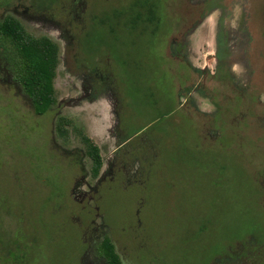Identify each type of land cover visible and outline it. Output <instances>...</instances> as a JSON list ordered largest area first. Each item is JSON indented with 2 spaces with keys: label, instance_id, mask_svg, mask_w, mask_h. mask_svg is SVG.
Returning a JSON list of instances; mask_svg holds the SVG:
<instances>
[{
  "label": "rangeland",
  "instance_id": "rangeland-1",
  "mask_svg": "<svg viewBox=\"0 0 264 264\" xmlns=\"http://www.w3.org/2000/svg\"><path fill=\"white\" fill-rule=\"evenodd\" d=\"M92 1L0 0V21L60 48L58 104L42 117L0 52V234L34 242L26 264H107L105 237L125 264H264V0H172V24L123 35L103 79L76 51ZM81 134L102 150L98 179Z\"/></svg>",
  "mask_w": 264,
  "mask_h": 264
},
{
  "label": "trees",
  "instance_id": "trees-1",
  "mask_svg": "<svg viewBox=\"0 0 264 264\" xmlns=\"http://www.w3.org/2000/svg\"><path fill=\"white\" fill-rule=\"evenodd\" d=\"M35 1L37 4L33 5L40 11L51 10L54 6L64 4L63 0H54L49 3H45L43 0ZM171 1L165 2L163 10H161V2L158 0H124V2L115 0L114 4L109 3L111 8L101 12L98 11L99 8L96 9L100 2L92 1L93 6L85 18L88 23L87 30L81 38L79 37V47L81 46L82 49L84 44L85 48V55L82 53L80 55L78 52L79 56L83 57V63L95 68L100 64V59L108 57L111 60L108 65L111 71L113 66L115 67L117 64L121 66L120 63L123 60L119 59V46L122 36L136 32L143 38L145 35L150 34L149 37H154L159 34L167 23H171L168 11H166L168 3ZM138 49H140L139 46ZM101 51L103 52L102 55ZM0 52L11 64L15 74V82L22 86L24 93L32 103L35 114L40 117L47 115L58 104L54 80L60 63L59 45L49 37L31 35L18 19L9 16L0 21ZM124 61H126L124 64L127 66L128 60ZM139 63L140 68H142L144 63L141 61ZM187 70L189 71V69ZM188 71L183 72H185V77L190 80V71ZM112 74L114 76L113 72ZM175 92L178 95L177 89ZM117 96L119 102L121 101L118 117L119 126L122 129L124 100L123 95L118 90ZM177 109L169 110V113L171 114ZM184 122L190 124V129L194 134L196 133V137L199 136L193 122L187 116L184 117ZM68 125H71V121L61 118L57 127L61 136L68 134L66 130ZM132 137L121 136L120 138L123 143H126ZM81 140L85 155L92 163L91 175L98 179L105 163L102 150L88 135L81 134ZM22 232V235L18 236L17 239L13 237V233L8 231L0 234V245L3 246V252H5L3 261H6L7 264L11 262L10 260H13L14 264H26L28 259L27 247H30L34 242H28L24 231ZM98 255L107 264H125L110 237H105L98 246Z\"/></svg>",
  "mask_w": 264,
  "mask_h": 264
},
{
  "label": "flooded vegetation",
  "instance_id": "flooded-vegetation-1",
  "mask_svg": "<svg viewBox=\"0 0 264 264\" xmlns=\"http://www.w3.org/2000/svg\"><path fill=\"white\" fill-rule=\"evenodd\" d=\"M32 6H34V5H32ZM86 32V31H85ZM84 32V33H85ZM75 40H76V38H75ZM55 42V41H54ZM79 45H80V43H79V41H78V44H77V50L76 51H78V47H79ZM78 53L76 52V55H77ZM76 59V61L78 60L77 58H75ZM101 60V59H100ZM228 61V60H227ZM227 61L226 60H224L223 62H222V64H221V67H223V68H226L228 65H227ZM10 64V63H9ZM105 63H104V60H103V65H104ZM11 65V64H10ZM80 65H82V67L83 68H86V69H88V71H90V72H93V73H95L94 75L95 76H98V75H101V77H102V79H103V77H105L104 75H105V73L104 72H106V73H109L110 74V76H112L113 74H112V71L108 68V67H105V69H104V66L102 65V64H99L98 65V67H95V68H89L88 66H87V64L86 63H82V64H80ZM103 66V68H101ZM106 66H108V64H106ZM12 67V66H11ZM103 69V70H102ZM109 71V72H108ZM221 71V70H220ZM226 72H227V77H229V79L232 77V76H230V72L226 69ZM201 73L203 74V75H205V74H207V71H201ZM214 77V76H213ZM110 79V78H109ZM93 87H95L94 86V84H93ZM114 91V96L117 98V100H119L118 99V96H117V90H116V88L113 90ZM118 104H119V101H118ZM118 108H119V106H117L116 107V116H117V120L119 121V117H118Z\"/></svg>",
  "mask_w": 264,
  "mask_h": 264
}]
</instances>
